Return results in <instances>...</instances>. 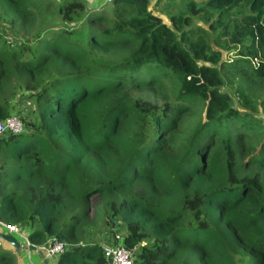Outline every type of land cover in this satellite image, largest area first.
Returning <instances> with one entry per match:
<instances>
[{
    "label": "trees",
    "instance_id": "trees-1",
    "mask_svg": "<svg viewBox=\"0 0 264 264\" xmlns=\"http://www.w3.org/2000/svg\"><path fill=\"white\" fill-rule=\"evenodd\" d=\"M178 2L0 0V120L31 113L0 138V220L57 264H107L94 194L133 264H264V0Z\"/></svg>",
    "mask_w": 264,
    "mask_h": 264
},
{
    "label": "built area",
    "instance_id": "built-area-1",
    "mask_svg": "<svg viewBox=\"0 0 264 264\" xmlns=\"http://www.w3.org/2000/svg\"><path fill=\"white\" fill-rule=\"evenodd\" d=\"M104 1L110 2L111 0ZM22 96V93H18V95H15L16 98H14V100L16 101L17 98L20 100L22 99ZM13 107L15 111H12L8 116L0 120V138L6 137L9 134L21 133L24 129V121L28 120L29 118L28 116L26 117L24 115L25 111L21 110L18 105H13ZM0 227L3 230L2 232L9 233L13 237L14 235L18 236L22 240L19 241L26 247H33V245L29 242L27 236L22 232L21 229L17 228L14 225L6 224L1 220ZM122 237L123 235L120 231H115L113 234H111L109 242L101 244V251L107 264H133L131 250L122 244ZM64 247L65 246L62 241L51 240V242L47 245L34 248L41 250V252L44 251V254L52 257L62 253Z\"/></svg>",
    "mask_w": 264,
    "mask_h": 264
},
{
    "label": "rangeland",
    "instance_id": "rangeland-1",
    "mask_svg": "<svg viewBox=\"0 0 264 264\" xmlns=\"http://www.w3.org/2000/svg\"><path fill=\"white\" fill-rule=\"evenodd\" d=\"M154 1V0H153ZM170 1L171 0H159V2H157V0H155V2H154V4H153V2H151V4H150V6H151V8H150V10L151 11H153V12H155V13H157V14H159L160 16H161V18L162 19H164V21H167V15H168V13H170V12H173V9H174V7H172V8H170L169 9V12H168V5L170 4ZM175 2H178V0H174ZM86 2V1H85ZM87 3V2H86ZM179 3V2H178ZM87 5L89 6V4L87 3ZM108 5H109V2H106V1H104V3L100 6V7H98V8H100V9H105L106 11H108ZM166 5H167V7H166ZM181 5V4H180ZM91 8H94V6H91ZM167 8V9H166ZM162 11H164V13L165 14H163L162 13ZM106 14H108L107 12H105ZM109 15V14H108ZM168 22V21H167ZM81 23V22H80ZM77 25H79V24H77ZM77 25H76V27H77ZM53 28H54V30H56V31H60L61 29H62V26H61V23L60 22H55L54 23V25H53ZM71 28H72V26H71ZM1 31H8L9 32V30L7 29V26H5V24H3V23H1V21H0V32ZM26 35H28V34H26ZM14 36H16L17 38H18V40H19V42H24V43H26V44H31L32 42H33V38H31V37H26V38H24V39H21L19 36L20 35H17V34H15ZM38 36H40V35H38ZM42 36H46V33H44V34H42ZM57 39H59L58 37H55L53 40H51L50 42H48L47 44H46V46H44L45 48H47V49H49L50 47H52L53 45H55L56 46V43H57ZM41 43H44L43 41L41 42ZM143 70V69H142ZM140 77H141V75H140ZM141 78H143V77H141ZM18 102V101H17ZM27 102V101H26ZM28 103V102H27ZM27 103H25L24 101H22V100H20L19 102H18V106L21 108V110H23V111H25L24 112V115L27 117V113H29V114H31L30 112H28V108L27 107H29L30 106V103H28V105H27ZM26 106H25V105ZM28 140L30 141L31 139H27V138H25V135H21V138H15V139H13L12 141H6L5 143H3L2 144V146H3V148L6 150V156L4 157V160L5 161H10L9 160V158H10V152L11 151H15V150H18L19 148H21L22 146H25V145H21V143L23 142V141H26V142H28ZM26 146H29V144L27 143V145ZM88 201H89V203H90V208H91V212H90V217L92 218V222H93V224H94V222L98 219L99 221H103V219H102V217H103V211L105 210V208H104V206H103V203H101L102 202V200H101V198H99V195H97V194H94V195H91V196H89V198H88ZM96 225V224H95ZM105 228V227H104ZM100 230H101V228H100ZM105 231V230H104ZM94 234H95V236H96V234H101V231H99V227L98 228H96L95 230H93L92 232H90V237H94ZM14 237L16 238V239H18V240H20V238L18 237V236H16V235H14ZM11 248V247H10ZM82 254H78L77 255V257H80Z\"/></svg>",
    "mask_w": 264,
    "mask_h": 264
},
{
    "label": "crops",
    "instance_id": "crops-1",
    "mask_svg": "<svg viewBox=\"0 0 264 264\" xmlns=\"http://www.w3.org/2000/svg\"><path fill=\"white\" fill-rule=\"evenodd\" d=\"M89 6H94V7H100L103 3H104V0H85ZM151 2H155V0H148V9L150 10L151 6ZM96 224V225H95ZM94 225L96 228L99 227V231H101V234H94V237H93V243L97 244L98 246L105 242H109L110 240V236H108L107 234H105V231L104 229L106 228H103L104 227V224H103V221H99L98 219L94 222ZM101 228V230H100ZM0 231H3L2 228L0 227ZM21 240V239H20ZM22 241V240H21ZM92 241V240H91ZM12 254H14V257L15 259L17 260V264H41V258L40 256L36 253V249L32 248V251L31 252H27V251H19V252H15L13 250V248L11 247H8L7 248ZM80 251H78L79 253ZM94 251H91L90 254H93ZM42 254L43 256L46 258V264H57V261H58V258H59V255H55V256H48L46 254H44V251H42ZM82 255L81 256H85L86 257V254H87V251H85V254H84V251L81 253ZM101 256L100 254L96 257V255H90L86 258H83V260H80V257H75L74 259V262L72 264H81L83 262L86 261V263L88 262H91V263H97V264H101ZM65 264H70V263H65Z\"/></svg>",
    "mask_w": 264,
    "mask_h": 264
},
{
    "label": "water",
    "instance_id": "water-1",
    "mask_svg": "<svg viewBox=\"0 0 264 264\" xmlns=\"http://www.w3.org/2000/svg\"><path fill=\"white\" fill-rule=\"evenodd\" d=\"M0 240L4 241L9 246H11L15 252H19V251L31 252L32 251L31 248L25 247L24 245H22L17 239H15L9 233H5V232L0 231ZM36 253L41 258V264H46V258L43 256L41 250L36 249Z\"/></svg>",
    "mask_w": 264,
    "mask_h": 264
},
{
    "label": "clouds",
    "instance_id": "clouds-1",
    "mask_svg": "<svg viewBox=\"0 0 264 264\" xmlns=\"http://www.w3.org/2000/svg\"><path fill=\"white\" fill-rule=\"evenodd\" d=\"M15 239H16V238H15ZM18 241H19V240H18ZM19 242H20V241H19ZM20 243H21V242H20ZM21 244H22V243H21ZM22 245H23V244H22ZM24 246H25V245H24ZM25 247H26V246H25ZM32 248H33V247H32ZM32 248H31V249H32ZM34 249H37V248H34Z\"/></svg>",
    "mask_w": 264,
    "mask_h": 264
}]
</instances>
